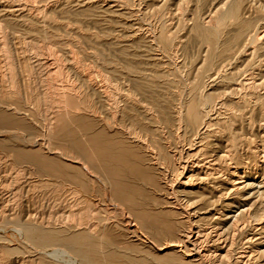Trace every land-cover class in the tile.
<instances>
[{
  "label": "bare ground",
  "instance_id": "6f19581e",
  "mask_svg": "<svg viewBox=\"0 0 264 264\" xmlns=\"http://www.w3.org/2000/svg\"><path fill=\"white\" fill-rule=\"evenodd\" d=\"M52 1L55 4L40 0L35 5L32 0H8V5H0V142L6 140L5 134H24L22 145L5 141L6 145L0 148L1 173L6 188L27 182L28 191L41 192L37 198L47 200L44 209L55 212L34 219L28 214L26 217L30 207L21 201L18 190L17 199L6 205L8 216L3 225L14 227L20 241L17 251L25 250L27 257L10 263L12 250H7L0 256V264H143L138 260L129 263L128 252L132 249L130 235L137 234V246L144 251L140 246L141 232H152L157 224L152 225L154 218L149 220L139 193L145 178L143 167L157 169L159 159L153 151L155 143L144 141L147 116L157 124L156 131L161 126L169 128L171 123L178 130L198 125L189 142L193 146L217 127L214 108L221 105L214 101L208 83L202 81L182 88L176 105L166 107V100L163 103L144 98V82L155 86L143 74L144 48L146 45L150 57L156 60L157 42L163 40L167 27L162 24L159 35L145 37L140 19H135L142 12V0ZM222 5L208 17V25L200 22L209 36V42L205 38L209 57L221 40V29L244 17L238 0ZM55 12L75 17L66 18L67 29L63 31L72 41L60 38V29H51L57 18ZM60 18L57 20L63 19ZM6 23L27 27L29 31L16 37L14 32H8ZM100 24L106 27L102 29ZM38 27L42 30L41 39L29 36ZM99 34L105 35L106 41L99 39ZM111 52L116 55L113 59L105 55ZM129 55L134 61L127 63ZM208 66L213 68V64ZM171 90L169 86L168 91ZM128 116L130 126L125 123ZM179 166L175 168V180L162 186L173 196L164 204L176 209L181 218L188 215L189 227L176 239L172 235L175 240L171 241L170 235L169 242L158 244L157 255L153 256L161 261L160 253H173L176 262L202 264L204 254L189 249L195 241L192 227L199 230L196 237L203 232L201 218L189 211L194 181L187 166ZM150 186L151 191L158 188L155 182ZM93 189L101 191L111 208H92L85 197ZM118 211L120 214L114 218L111 214ZM179 243L187 248L181 249ZM248 244L250 252L264 251L263 242L255 247Z\"/></svg>",
  "mask_w": 264,
  "mask_h": 264
},
{
  "label": "rangeland",
  "instance_id": "374dc122",
  "mask_svg": "<svg viewBox=\"0 0 264 264\" xmlns=\"http://www.w3.org/2000/svg\"><path fill=\"white\" fill-rule=\"evenodd\" d=\"M50 1L49 5L55 4ZM226 1L228 0H142V12L135 16V19H140L137 21L141 23L146 38L153 34L159 35L162 24L167 27L164 29L163 40L157 42L156 60L150 57L146 45L144 48L143 74L149 82H155L154 87L147 81L144 82V98L146 100L152 98L163 103L166 100L164 106L168 107L180 99L178 94L184 90L182 88L202 81L208 83L214 101L219 102L222 107L215 105L214 108V114L217 113L218 117L217 127L211 128L203 142L197 140L193 146L189 142L194 138L191 136L192 131L198 125L192 129L178 130L176 125L171 123L170 129L161 126L156 131L157 124L151 123L147 116L146 124L144 123V141L155 143L153 151L157 152L159 159L157 169L149 165L143 167L145 178L143 189L139 193L145 213L149 220L154 218L151 223L154 225L156 222L157 226H153L155 231L152 228V232L145 230L141 232L143 243L140 246L144 251L137 246L135 238L137 234L129 236L132 242L129 239L132 248L128 252L129 263L132 260H138L143 264L180 263L176 262L173 253L166 256H161L166 252L160 253L158 256L162 257L161 261L153 254L157 255L158 244L169 242L170 235L169 239L175 240L181 235L182 230L189 227L188 215L181 218L175 213L176 209L164 204L172 200L173 196L163 189L166 181L175 180L178 173L176 169L181 167L179 165H186V171L192 175L194 181L192 184L194 189L189 198L191 201L188 203L191 205L189 211L191 215L195 212L201 218L203 230L202 235L196 237L199 230L197 231L195 226L192 227L191 236L195 241L189 249L204 254L202 264H264V251L258 252L253 249V252H250L247 249L248 243L255 247L263 242L264 246V0H238L244 17L233 25L221 29L218 47L209 57V54L206 56L208 46L206 40L208 41L209 36L200 22L208 25V17H212L214 11ZM5 2L8 3V0H0V5H8ZM32 2L35 5L40 4V0H37L39 3L36 0ZM124 6L128 8L127 5ZM55 13L58 19H61L60 17L63 19L57 20L55 17L51 29L54 31L60 29L58 30L61 33L60 38L72 41L63 31L67 29L66 18L75 17ZM77 19L83 21L85 18ZM113 22L112 27L116 34L118 28L115 19ZM6 24L9 26L8 32H14L16 37H23L26 34L24 32L29 31L27 27ZM99 27L103 29L106 26L100 24ZM39 28L34 29L35 33L29 36L41 39L42 30ZM107 28L111 29L109 26ZM99 36V39L106 41L105 35ZM129 52L131 54V51ZM105 55L111 59L116 56L112 52ZM126 61L128 63L134 60L129 55ZM209 63L213 64V68H208ZM114 68L117 67L114 65ZM149 74L155 77H148ZM209 76L212 78L209 79ZM169 86L172 87L171 91H168ZM200 93H205L203 87ZM125 123L130 126V116L126 118ZM128 126L127 128L132 130ZM3 138L6 140L2 139L0 148L6 145L5 141L20 146L24 134L22 132L5 134ZM2 153L0 149V256L5 251L12 250L8 260L13 263L16 259L26 260L27 257L25 250L17 251L20 241L14 227L3 225L8 216L6 205L17 199L18 195L15 196L17 191L20 190L24 205L28 204L30 208L32 206V210L30 208L29 211L26 210V217L28 214L30 219H34L55 212L44 209L48 204L47 200L37 198L41 192L28 191L30 185L27 182L21 181L13 188L5 187V176L1 173ZM179 153L182 154V158ZM234 172L236 174L233 175ZM154 182L158 188L155 187V191H151L150 185ZM85 198L95 210L111 208L108 207L110 204L100 190H89ZM6 200L9 202L6 203ZM119 214L118 211L111 215L117 218ZM131 220L129 217L128 221ZM134 224L131 223V226ZM131 228L134 230V226ZM172 235H175V239ZM179 245L181 249L187 248L183 243Z\"/></svg>",
  "mask_w": 264,
  "mask_h": 264
}]
</instances>
